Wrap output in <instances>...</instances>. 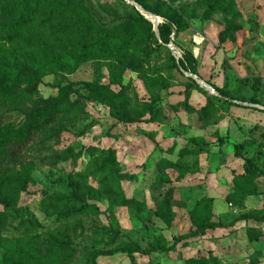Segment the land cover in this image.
I'll list each match as a JSON object with an SVG mask.
<instances>
[{
  "label": "rangeland",
  "instance_id": "1",
  "mask_svg": "<svg viewBox=\"0 0 264 264\" xmlns=\"http://www.w3.org/2000/svg\"><path fill=\"white\" fill-rule=\"evenodd\" d=\"M147 1L156 9H177L174 17L185 21L186 26L176 35L172 33L171 43L179 46L180 57L183 51H191L198 63V76L223 88V92H211L196 80L193 83L187 73L169 64L167 51L162 50L145 60L143 72L165 78L167 87L147 84L132 70L124 74L131 97L137 98L133 105L142 108L159 97L154 121L119 122L100 101H86L82 113L61 112L54 125L63 127L60 136L53 138L51 131H46L24 157V167L19 163L12 173L0 174V194L18 199L14 206L0 205V263L11 249L42 252L43 239L50 235L71 238L76 252L69 264H86L91 249L109 245L112 229L124 235L119 241L133 239L142 246L156 235L172 242L193 226L197 204L204 197L213 199L214 220L222 223L246 211H264V109L230 100L254 97L255 102H246L264 105V0H235L236 21L242 28L236 41L223 44H219L218 34L226 26L225 13H207L202 0ZM9 5L8 0L0 1V21ZM85 5L100 25L119 22L137 9L128 0H86ZM157 16L160 23L168 22ZM43 24L48 28L43 19L36 23ZM0 50L14 57L9 42L0 41ZM7 61H0V69ZM108 78L103 62L89 60L73 72L59 70L44 75L34 98L56 95L58 84L104 83ZM209 97L217 110L208 123L202 124L192 109L205 105ZM10 107L0 100L4 123H14L22 130L24 114ZM240 142H244L243 155L258 170H249L246 160L235 155L234 146ZM70 153L81 155L74 159ZM169 161L184 163L185 168L174 167ZM71 183L79 184L80 195L95 203L99 214L89 208L79 209L82 203L71 198ZM170 187L174 217L168 226L155 209ZM247 190L254 193L243 197L241 193ZM120 193L137 199L142 208L121 202ZM67 210L73 213L65 217ZM27 219L37 225L31 226ZM249 229L264 233V221L241 220L183 241L170 252L137 254L136 264H186L192 258L211 256L218 257L221 264H252L254 258L264 264V236L250 242ZM99 264L134 263L126 254L118 253L100 257Z\"/></svg>",
  "mask_w": 264,
  "mask_h": 264
},
{
  "label": "trees",
  "instance_id": "2",
  "mask_svg": "<svg viewBox=\"0 0 264 264\" xmlns=\"http://www.w3.org/2000/svg\"><path fill=\"white\" fill-rule=\"evenodd\" d=\"M1 1V0H0ZM9 8L0 21V41L9 42L15 52L14 57L6 55L0 50V61H7L0 69V100L11 104L10 109H19L25 117L22 130H17L14 123H4L0 115V174H10L17 164L23 162L28 151H33L46 131L50 130L53 138L60 136L63 127L54 128L60 113L85 112L86 101H100L110 108L111 115L119 122L127 124L149 123L157 118L159 97H154L139 108L134 104L129 91L130 85L124 83V74L127 70L137 72L145 83L155 84L161 88L168 86L163 77L156 78L143 72L144 62L151 55L162 50L167 51L169 64L180 69V66L191 73L199 75L198 63L189 50L177 59L167 46L174 35L185 29V21H178L174 17L176 8L165 6L154 8L147 0H135L145 10L165 17L168 22L158 26L160 37H157L152 21L135 7V13L126 14L119 22L98 24L87 10L86 0H8ZM205 11L209 14L225 13L226 26L218 34L219 44L227 41H236V34L242 25L236 21L237 12L235 0H202ZM39 19L49 23L48 28L37 26ZM176 45V44H175ZM3 46H6L3 44ZM177 46V45H176ZM179 47V46H177ZM6 51L8 50L5 49ZM101 61L109 72L108 82L72 81L56 85L58 92L49 97H35L38 86L43 82L44 75L59 70L75 71L81 64L89 61ZM193 83L195 79L189 77ZM219 92L223 88L212 84ZM190 84L188 88H190ZM118 87V89H114ZM86 92H83L82 90ZM75 97L74 99H72ZM238 100L255 102L239 97ZM231 103V102H230ZM239 105V104H238ZM217 107L212 97L199 109H192L197 114L200 123H208ZM148 116V117H147ZM221 144L225 141L220 137ZM235 155L246 160L249 170H258L255 163L243 155L244 142L235 144ZM89 149H91L89 147ZM81 153H70L74 159ZM34 158V155L32 156ZM184 162V161H183ZM174 167L183 166L169 161ZM196 164V163H195ZM115 173L125 176L123 173ZM7 177L9 175H6ZM71 198L82 203L80 210L91 209L95 214L101 212L95 203L80 195L79 184L71 183ZM24 190V189H23ZM251 190L242 192L246 197L253 194ZM123 203L135 204L139 209L142 204L135 198H127L123 193L118 194ZM173 188L165 193V199L157 202L155 213L168 226L174 217L171 203ZM18 199L0 194V205L11 207L17 204ZM240 206L244 208L241 201ZM72 210L64 214L71 215ZM196 219L193 226L186 233L175 236L171 242L163 235H156L146 246L133 239L119 241L124 235L118 229H112L113 239L109 245H96L87 254L86 264H99L102 256H113L123 253L129 256L136 264V255L150 256L154 253H165L174 250L183 241L206 234L209 230L234 226L241 220L264 221V211H246L238 215L229 223L214 220L213 199L202 198L196 207ZM31 226L37 222L27 219ZM264 233L254 229L248 230L250 242L258 241ZM43 251L37 254L19 250H12L0 264H69L76 248L70 237L59 238L50 235L43 239ZM252 264H258L254 258ZM186 264H221L216 256L209 258L189 259Z\"/></svg>",
  "mask_w": 264,
  "mask_h": 264
},
{
  "label": "water",
  "instance_id": "3",
  "mask_svg": "<svg viewBox=\"0 0 264 264\" xmlns=\"http://www.w3.org/2000/svg\"><path fill=\"white\" fill-rule=\"evenodd\" d=\"M128 1L131 2V3H133L137 7V9L143 15H145L146 18H148V16H153L154 17V20H151L150 18H148V19H150L153 22V24H154V30L156 31L157 36L160 37L158 26H159V23L161 22V20H158L159 16L153 14L150 11L145 10L139 3H137L134 0H128ZM167 46L171 49V51L176 56V58L179 59L180 58V55H179V51H178L176 45H174L172 43H168ZM180 69L182 71H184L185 73H187L188 76L194 78L197 82H199L207 90L219 94V92L215 89V87L212 84H209L204 79L200 78L197 74L188 72V71L184 70L181 66H180ZM230 100L231 101H234L236 103L242 104V105H251V106H255V107H259L261 109H264V105H259L257 103H248L246 101H242V100H238V99H230Z\"/></svg>",
  "mask_w": 264,
  "mask_h": 264
},
{
  "label": "bare ground",
  "instance_id": "4",
  "mask_svg": "<svg viewBox=\"0 0 264 264\" xmlns=\"http://www.w3.org/2000/svg\"><path fill=\"white\" fill-rule=\"evenodd\" d=\"M148 18H150L151 20H154L153 16H148ZM158 20H161V18L159 17Z\"/></svg>",
  "mask_w": 264,
  "mask_h": 264
}]
</instances>
